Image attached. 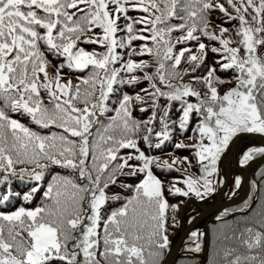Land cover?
Segmentation results:
<instances>
[{"label":"snow or ice","instance_id":"1","mask_svg":"<svg viewBox=\"0 0 264 264\" xmlns=\"http://www.w3.org/2000/svg\"><path fill=\"white\" fill-rule=\"evenodd\" d=\"M257 158L264 0H0V264H167ZM253 175L184 264H264Z\"/></svg>","mask_w":264,"mask_h":264},{"label":"water","instance_id":"2","mask_svg":"<svg viewBox=\"0 0 264 264\" xmlns=\"http://www.w3.org/2000/svg\"><path fill=\"white\" fill-rule=\"evenodd\" d=\"M255 139V138H253ZM256 139H259L258 137ZM232 163H235L234 160L229 161V163L227 165H225L226 168L231 170L232 173ZM264 164V158H257L255 159L249 168L245 169L244 172L246 173V180L244 182L243 186V191L241 193V195L239 196L238 199H227V190L230 184V181L228 183V187L224 190V194L223 195H217L211 202L205 204V207L203 209H201L200 207V212L197 214L196 217H202L200 219H198L194 224H187L185 225L181 232L178 234V236L176 237L174 244L168 254L167 257V264H175L178 257L181 254V250L182 247L184 245V242L186 240V236H185V232L188 229L191 228H198L201 223L203 222L205 226H207V228H209V223L210 221H212V216L222 212L224 209L234 206V205H238L241 204L249 195V183L252 181V174L257 170V168L260 165ZM250 169L253 170V173H250ZM199 205V203H197ZM200 206V205H199ZM206 231V230H205ZM183 241V243H182Z\"/></svg>","mask_w":264,"mask_h":264},{"label":"rangeland","instance_id":"3","mask_svg":"<svg viewBox=\"0 0 264 264\" xmlns=\"http://www.w3.org/2000/svg\"><path fill=\"white\" fill-rule=\"evenodd\" d=\"M246 143H250V144H261L262 143V141L260 140V139H253V138H248L246 141H245ZM233 165H232V175L234 176V175H236V174H239V170H237L236 168H237V165H236V163H232ZM225 167V166H224ZM244 171V170H243ZM256 172V171H255ZM256 180V176H254L253 174H252V180ZM230 185H231V182H230ZM229 185V186H230ZM241 195V193H239V194H237L234 198L233 197H230L229 196V192H228V197H230L231 199H233V200H235V199H238L239 198V196ZM216 196H214L213 197V199L215 198ZM212 199V200H213ZM211 200V201H212ZM210 201V202H211ZM207 203H209L208 201H205V204H207ZM189 208H190V211H189V216H192V215H194L195 216V212L197 211V210H199V212H200V206L197 204V203H192L191 205H189ZM197 216V215H196ZM188 223H187V217H185L184 218V223H183V227L185 226V225H187ZM182 227V228H183ZM182 228H180L178 231H176L175 233H174V235H173V243H172V246H173V244H174V241H175V239H176V237L178 236V234L181 232V230H182ZM199 229H201V230H206V226L204 225V223L202 222L201 223V225L198 227ZM172 248V247H171ZM171 250V249H170Z\"/></svg>","mask_w":264,"mask_h":264},{"label":"trees","instance_id":"4","mask_svg":"<svg viewBox=\"0 0 264 264\" xmlns=\"http://www.w3.org/2000/svg\"><path fill=\"white\" fill-rule=\"evenodd\" d=\"M184 155H187V153H184ZM163 158L167 159L168 157H167V156H164ZM262 166H264V164H263V165H260V166L257 168V170H258L260 167H262ZM257 170H256V171H257ZM188 171H189V172H194L195 169H193V168H189ZM157 175L160 176L162 179L165 178L164 175L161 174V173H157ZM172 175L175 176L176 173H173ZM167 179H171V177H167ZM256 180H259V177H258V176H256ZM130 182H131V181H130ZM212 199H213V198H212ZM212 199H211V200H212ZM211 200H208V202H210ZM171 202H172V203H175L176 201H175V200H172ZM241 204H242V203H241ZM241 204L234 205V206H231V207H228V208L235 209L236 207L240 206ZM198 213H199V210H197V211L195 212V216H196ZM238 215H239V214H238ZM227 219H228V220H233V219H235V217L230 216V217H227ZM215 223H216V222H215L214 220L210 221V223H209V228L213 227ZM196 229H199V228H196ZM199 230H201V229H199ZM201 231H205V230H201ZM175 232H176V231H175ZM175 232H174V233H175ZM172 243H173V237H172ZM186 243H187V238H186V240H185V242H184V245H183V247H182L181 254H180V256L178 257V259H177V261H176L175 264H184V262L187 260V257H188L189 254H187V253L185 252V250H184V249H185V244H186ZM200 259L203 260V257L201 256Z\"/></svg>","mask_w":264,"mask_h":264},{"label":"bare ground","instance_id":"5","mask_svg":"<svg viewBox=\"0 0 264 264\" xmlns=\"http://www.w3.org/2000/svg\"><path fill=\"white\" fill-rule=\"evenodd\" d=\"M239 147V146H238ZM237 170H238V168H236ZM250 173H253V170L252 169H250ZM230 185V184H229ZM232 190V185H230L229 187H228V190H227V199H231L230 197H228V192H230ZM242 191H243V186H242V188H241V190L237 193V194H239V193H242Z\"/></svg>","mask_w":264,"mask_h":264}]
</instances>
